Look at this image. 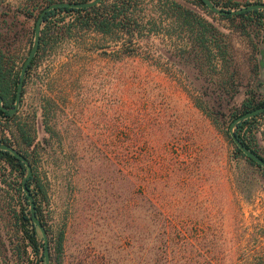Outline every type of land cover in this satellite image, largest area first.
<instances>
[{
    "label": "rangeland",
    "instance_id": "1",
    "mask_svg": "<svg viewBox=\"0 0 264 264\" xmlns=\"http://www.w3.org/2000/svg\"><path fill=\"white\" fill-rule=\"evenodd\" d=\"M24 1L0 0V44L15 70L33 44V18L15 12ZM177 1L217 29L222 66L195 59L186 30L134 38L124 51L126 36L73 29L25 78L33 210L45 228L64 230L62 254L56 261L48 249V264H247L258 248L264 168L235 152L228 125L251 93L264 102V39L238 18ZM231 1L215 7L264 2ZM248 119L264 159V111ZM24 168L0 161V264H44L18 218L21 204L29 210L18 189Z\"/></svg>",
    "mask_w": 264,
    "mask_h": 264
},
{
    "label": "trees",
    "instance_id": "2",
    "mask_svg": "<svg viewBox=\"0 0 264 264\" xmlns=\"http://www.w3.org/2000/svg\"><path fill=\"white\" fill-rule=\"evenodd\" d=\"M50 1V0H49ZM52 1V0H51ZM70 3L87 2L89 0H56ZM100 0L99 2L88 7H73L60 5L44 13L41 20V28L38 38V45L35 54L26 67L22 87L25 78L35 67L41 54L46 50L50 43L62 38L65 33L71 37V30H83L84 32H94L103 36H109L114 41L119 40L121 36H126L121 43L123 50L127 51L128 47H134V38L150 36L154 33H164L170 37L177 29L187 31L188 46L195 59H201L202 64L209 67H216L218 63L222 66L226 56L225 46L219 44V32L211 22L205 19L201 14L191 7L184 6L177 0ZM214 5L223 4L224 7L236 5L237 2L231 0H210ZM42 0H25L16 9L15 12L22 13L27 17L33 18V26L36 17L42 9ZM153 3V4H152ZM191 3L202 9L206 8L203 0H191ZM156 7L159 15L155 16ZM34 11H36L34 13ZM163 13V16L160 14ZM224 18H238L243 24L256 34L261 33L264 39V9L246 10L232 14H222ZM160 30V31H159ZM220 61V62H219ZM15 57L9 53L0 44V142L8 143L21 152L25 158L29 155V148L34 142L33 119L26 120L19 110L22 102L23 89L20 91L19 104L13 112L8 110L14 106L16 84L19 79V70H15ZM264 104L263 101L256 102L254 95L251 93L238 108L230 112L233 118L247 110H251ZM249 119L240 121L234 130L240 142L248 149L253 150L252 134L248 124ZM248 124V126L246 125ZM246 125V128L245 126ZM236 153L245 158L246 161L257 166L251 159L242 154V152L233 144ZM259 156V155H258ZM262 158V157H261ZM263 159V158H262ZM264 160V159H263ZM0 161L4 162L9 170H25L23 163L15 158L8 151L0 150ZM31 176H29L25 185L29 193L33 190L30 188ZM21 192V203L29 204L27 196L19 184ZM22 190V191H21ZM33 195V194H32ZM35 202V198L33 197ZM35 216L41 220V214L34 209ZM19 220L23 225V239H26L29 252L32 254L43 255V245L36 238L34 226L31 223L30 211L24 208L23 204L19 208ZM259 232L255 237L258 248L248 258H251L247 264H264V214L261 220L257 222ZM48 237V249L50 255L54 256L56 261L59 260L63 249L64 230L62 226L56 228L44 227ZM42 250V251H41ZM26 252V250H24Z\"/></svg>",
    "mask_w": 264,
    "mask_h": 264
},
{
    "label": "water",
    "instance_id": "3",
    "mask_svg": "<svg viewBox=\"0 0 264 264\" xmlns=\"http://www.w3.org/2000/svg\"><path fill=\"white\" fill-rule=\"evenodd\" d=\"M99 1L100 0H89L87 2H80V3L56 1V2H52V3L44 6L40 10V12H39V14L36 17L35 22H34L33 44H32L27 56L25 57L24 61L22 62V65L20 67L19 79L17 81L16 90H15L14 106L8 110L9 112H13L19 104L20 91H21V87H22V81L24 78V73H25L26 67L28 66L31 58L33 57V55L36 52L37 45H38L39 33H40L41 20H42V16L44 15V13L46 11H48L54 7L60 6V5H67V6H73V7H88V6L93 5ZM203 2L205 3V5L210 10H212L213 12H216L218 14H235V13H238L240 11L253 10V9H264V2H254V3L248 4L246 6L240 7V8L235 9V10H225V9L216 8L215 5L210 0H203ZM0 104H1V99H0ZM263 111H264V104H262L256 108H253L251 110H247L241 114H238L229 122V125H228L229 136H230L232 142L234 143V145L242 152L243 155H245L246 157L251 159L254 163L261 166L262 168H264V160L260 156H258V154L256 152L246 148L240 142V140L236 136L233 128H234L235 124L238 123L239 121L250 118V117H252L258 113H261ZM0 150L8 151L15 158L19 159L24 164V166L26 167V174L23 176V178L21 180V187H22V190L24 191L25 195L27 196V199L29 202V211H30L31 221L38 228V230L41 234V237H42L44 264H48L47 235H46L44 226L41 224L40 220L35 216V213L33 210V203H32V199H31V195L28 191V188L25 185V181L30 175V166L28 164V161L21 152H19L14 146H12L8 143L0 142Z\"/></svg>",
    "mask_w": 264,
    "mask_h": 264
}]
</instances>
